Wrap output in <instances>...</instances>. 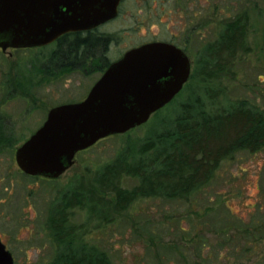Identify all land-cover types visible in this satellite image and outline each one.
<instances>
[{"label":"rangeland","instance_id":"374dc122","mask_svg":"<svg viewBox=\"0 0 264 264\" xmlns=\"http://www.w3.org/2000/svg\"><path fill=\"white\" fill-rule=\"evenodd\" d=\"M122 10L109 58L135 43L180 35L197 12L198 36L196 32L187 41L193 68L202 43L214 38L221 23L236 12H246L251 52L243 56L234 79L210 84L219 99L206 104L245 100L264 111V0H162L150 8ZM23 49H7L4 65L0 59V126L8 141L0 148V238L14 264H48L61 250L48 215L62 193L79 180L92 186L96 170L126 148L128 137L134 144L141 142L150 126L98 140L77 152L73 165L56 179L25 175L15 162V149L43 123L51 107L81 98L98 75L44 73L47 51L54 45ZM187 85L202 94L195 77ZM75 219L88 224V242L106 249L111 264H264V150L237 151L189 198H140L97 229L85 211Z\"/></svg>","mask_w":264,"mask_h":264},{"label":"trees","instance_id":"16d2710c","mask_svg":"<svg viewBox=\"0 0 264 264\" xmlns=\"http://www.w3.org/2000/svg\"><path fill=\"white\" fill-rule=\"evenodd\" d=\"M249 28L246 12L238 11L222 22L214 38L202 43L195 60L191 76L201 85L202 94L188 90L186 84L140 125L150 126L141 142L134 144L128 137L126 148L96 170L92 186L79 180L62 193L48 215L61 250L48 264H111L106 249L88 242L91 228L76 221L78 213L85 211L96 229L105 227L114 221V214L140 198H189L237 151L264 150L263 110L245 100L206 104L219 99L218 90H213L217 88L210 84L234 79L243 56L251 52ZM5 135L0 126V148L8 142Z\"/></svg>","mask_w":264,"mask_h":264},{"label":"water","instance_id":"95a60500","mask_svg":"<svg viewBox=\"0 0 264 264\" xmlns=\"http://www.w3.org/2000/svg\"><path fill=\"white\" fill-rule=\"evenodd\" d=\"M119 0H0V48L45 45L59 35L98 25L116 15ZM190 61L176 46L153 41L126 51L80 102L54 106L16 149L25 175L56 179L77 152L98 140L146 123L182 89ZM0 264H14L0 238Z\"/></svg>","mask_w":264,"mask_h":264},{"label":"flooded vegetation","instance_id":"af4514ba","mask_svg":"<svg viewBox=\"0 0 264 264\" xmlns=\"http://www.w3.org/2000/svg\"><path fill=\"white\" fill-rule=\"evenodd\" d=\"M189 2V0H184ZM159 4L162 3V0H119L117 4V13L116 15L102 23H99L96 26H93L88 29L80 30V31H70L64 34L59 35L56 39L51 41L48 44L34 46L33 49L36 51H40L42 49H46L51 45H54V49H49L47 51L45 57V65H43L44 73H48L50 75H54L56 71H66V72H83L85 74L90 72H95L98 76L92 81L90 86L87 88L84 95L79 98L78 100H70L66 101L62 104L67 103H76L82 101L88 94L89 90L93 86V84L99 79L102 73L115 61L120 59L123 54L134 48L138 47L144 43L153 42V41H163L170 43L177 48L181 49L185 55L189 58V51L187 46V41L194 40V34L197 32L198 36V27L199 22L196 18L197 12H193V18L189 19L187 22V30L185 32H180L179 35H172L169 38L165 39H151L148 41H144L141 43H135L130 46L125 47L123 50H120L118 54L112 58L108 57V51L111 47V44L114 43L115 45V20H117L120 15L122 14V9L124 7H134V8H150L152 4ZM197 20V21H196ZM189 25V26H188ZM190 29V30H189ZM191 32V35L189 34ZM196 36V37H197ZM177 39L183 40V43L177 42ZM197 38H195L196 40ZM11 49V51H16L23 48H7ZM7 49L2 50L0 48V59L2 61V65L6 63L5 57L7 56ZM24 50V49H23ZM38 56V54H37ZM190 61V73L187 78V81L183 84L182 88L186 86L189 82L193 66L192 61ZM92 73V74H93ZM49 75V76H50ZM49 78V77H48ZM86 84V83H85ZM68 97L70 96L71 92H68ZM58 105H61L58 104ZM57 106V105H55ZM54 107V106H53ZM52 108V107H51ZM47 116V114H46ZM75 159V156H74ZM2 241V240H1ZM3 242V241H2Z\"/></svg>","mask_w":264,"mask_h":264}]
</instances>
